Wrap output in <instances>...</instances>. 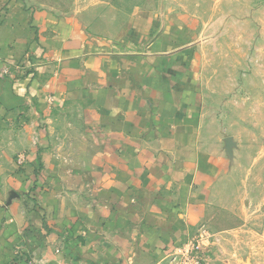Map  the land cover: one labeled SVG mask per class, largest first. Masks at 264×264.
<instances>
[{
  "label": "crops",
  "instance_id": "0c3cea01",
  "mask_svg": "<svg viewBox=\"0 0 264 264\" xmlns=\"http://www.w3.org/2000/svg\"><path fill=\"white\" fill-rule=\"evenodd\" d=\"M73 4L0 0V264H138V242L145 264H165L214 213L201 89L187 56L141 40L139 10Z\"/></svg>",
  "mask_w": 264,
  "mask_h": 264
},
{
  "label": "rangeland",
  "instance_id": "374dc122",
  "mask_svg": "<svg viewBox=\"0 0 264 264\" xmlns=\"http://www.w3.org/2000/svg\"><path fill=\"white\" fill-rule=\"evenodd\" d=\"M24 1L28 8L61 13L74 5L73 0ZM110 2L128 14V21L135 10L142 12L141 40L155 37L174 47L175 54L187 56L194 85L201 89L195 103L201 97L203 133L210 138L204 142L202 174L205 183L212 182L214 213L165 264L188 263L184 255L201 264H264V0ZM63 136L69 140L64 153L74 154L79 149L71 147L75 136L67 131ZM41 185L34 182V189L44 193ZM43 195H34L35 221L45 223L49 213L42 208ZM53 231L45 226L36 230L37 242L46 251H54L49 243ZM81 236L85 234L73 236L66 250L81 251ZM54 237L60 245L61 234ZM137 245L138 264H145L143 247ZM41 246L36 245L37 252Z\"/></svg>",
  "mask_w": 264,
  "mask_h": 264
},
{
  "label": "built area",
  "instance_id": "2783aa9c",
  "mask_svg": "<svg viewBox=\"0 0 264 264\" xmlns=\"http://www.w3.org/2000/svg\"><path fill=\"white\" fill-rule=\"evenodd\" d=\"M52 101V99L50 100V102ZM20 164L22 163V158L19 160ZM180 252L182 253V251L180 250ZM180 254V253H179ZM184 258H186L188 263H184V264H201V262L198 261H191L190 258L186 257L185 255L183 256Z\"/></svg>",
  "mask_w": 264,
  "mask_h": 264
}]
</instances>
